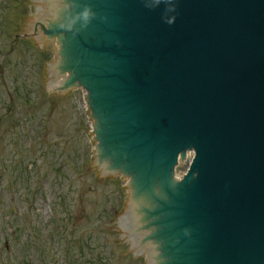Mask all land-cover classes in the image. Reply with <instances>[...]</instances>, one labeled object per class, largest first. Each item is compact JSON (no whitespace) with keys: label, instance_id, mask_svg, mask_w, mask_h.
<instances>
[{"label":"water","instance_id":"water-1","mask_svg":"<svg viewBox=\"0 0 264 264\" xmlns=\"http://www.w3.org/2000/svg\"><path fill=\"white\" fill-rule=\"evenodd\" d=\"M27 2L17 37L53 42L44 93L76 88L85 159L121 176L123 249L141 264H264V0Z\"/></svg>","mask_w":264,"mask_h":264},{"label":"rangeland","instance_id":"rangeland-1","mask_svg":"<svg viewBox=\"0 0 264 264\" xmlns=\"http://www.w3.org/2000/svg\"><path fill=\"white\" fill-rule=\"evenodd\" d=\"M27 1L0 0V264H141L114 226L121 176L85 159L76 88L44 93L53 42L17 37Z\"/></svg>","mask_w":264,"mask_h":264},{"label":"clouds","instance_id":"clouds-1","mask_svg":"<svg viewBox=\"0 0 264 264\" xmlns=\"http://www.w3.org/2000/svg\"><path fill=\"white\" fill-rule=\"evenodd\" d=\"M65 2H66V0H65ZM156 3H157V5H159L160 3H166V4L174 5L176 3V0H156ZM67 6L69 9L72 7L71 4H68ZM171 11H175V7H172ZM94 16H95V13L92 11V9L90 7H86L84 9V11L79 16H77V19L78 20L83 19L85 24H87ZM72 23H75V21H72ZM166 23L169 25H174L176 23V17L172 16V17L168 18L166 20ZM60 28L64 29L65 25L61 24ZM67 29L71 30V24H69L67 26Z\"/></svg>","mask_w":264,"mask_h":264}]
</instances>
